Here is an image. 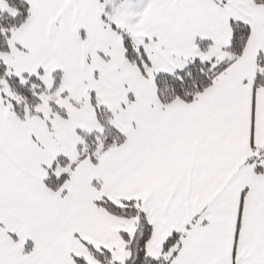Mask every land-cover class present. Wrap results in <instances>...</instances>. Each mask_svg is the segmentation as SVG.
<instances>
[{"label":"snow or ice","instance_id":"1","mask_svg":"<svg viewBox=\"0 0 264 264\" xmlns=\"http://www.w3.org/2000/svg\"><path fill=\"white\" fill-rule=\"evenodd\" d=\"M0 264H264V0H0Z\"/></svg>","mask_w":264,"mask_h":264}]
</instances>
